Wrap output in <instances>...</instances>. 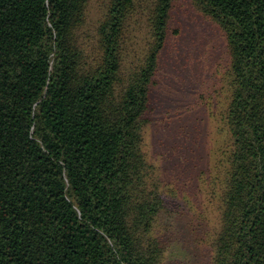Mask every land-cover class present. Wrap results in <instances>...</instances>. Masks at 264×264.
Instances as JSON below:
<instances>
[{"label":"trees","instance_id":"trees-1","mask_svg":"<svg viewBox=\"0 0 264 264\" xmlns=\"http://www.w3.org/2000/svg\"><path fill=\"white\" fill-rule=\"evenodd\" d=\"M0 0V264H163L174 200L143 147L174 0ZM224 35L211 264H264V0Z\"/></svg>","mask_w":264,"mask_h":264},{"label":"rangeland","instance_id":"rangeland-1","mask_svg":"<svg viewBox=\"0 0 264 264\" xmlns=\"http://www.w3.org/2000/svg\"><path fill=\"white\" fill-rule=\"evenodd\" d=\"M91 0L87 20L98 18ZM151 88L143 147L174 200L172 242L163 264H211L209 239L216 216L206 181L219 140V100L229 59L218 26L191 0H174Z\"/></svg>","mask_w":264,"mask_h":264}]
</instances>
